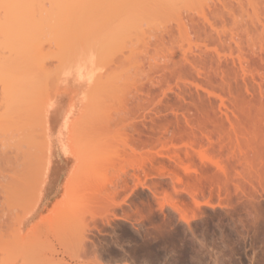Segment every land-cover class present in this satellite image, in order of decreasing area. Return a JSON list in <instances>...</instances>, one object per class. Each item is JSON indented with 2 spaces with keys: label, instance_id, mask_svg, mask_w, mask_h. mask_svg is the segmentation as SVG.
<instances>
[{
  "label": "rangeland",
  "instance_id": "1",
  "mask_svg": "<svg viewBox=\"0 0 264 264\" xmlns=\"http://www.w3.org/2000/svg\"><path fill=\"white\" fill-rule=\"evenodd\" d=\"M94 1L0 0V264H264V0Z\"/></svg>",
  "mask_w": 264,
  "mask_h": 264
},
{
  "label": "bare ground",
  "instance_id": "2",
  "mask_svg": "<svg viewBox=\"0 0 264 264\" xmlns=\"http://www.w3.org/2000/svg\"><path fill=\"white\" fill-rule=\"evenodd\" d=\"M82 1H84V0H82ZM82 1L78 0L77 3L75 4L76 0H55V2L53 3V4L56 6L55 9H57V10L55 11V13H56L57 17L59 18V21H58L57 23H58L59 28H60V38H59V39H60V48H62V49L64 50V52H67L66 50L69 49V48H71V47L73 46V44H75V43L77 42V41H76L77 38H80V37H81V39H82V40L79 39V40L82 41V42L80 41V42H81L80 44H82L83 42H84L85 44H86V43L88 44V42H89V43H92V42L95 43V42H96V43H98V44H100L101 42H104V39H105V38H103V37H105L106 35H105V36H102V34H100V33H99L98 35H96L95 32H94V31L97 29V26H95L96 29L93 31V29L91 30V28H93L94 25H91V24H90V26H89L90 31L88 30V31H89V32H88V31H84L85 27H86V29H88V27H87L88 24L85 25L84 29L82 28V30H81V29L79 28V27H80V23L78 22V23H79V24H78V23L75 22L76 20L79 21L76 15H77V12H78V15H79V13H80L81 11L79 12L77 8L79 7V4H81L80 6H83V4L81 3ZM90 1H92V0H90ZM102 1H103V0H101V2H102ZM104 1H105V3L108 2V0H104ZM104 1H103V2H104ZM106 1H107V2H106ZM139 1H142V0H139ZM139 1H138V2H139ZM146 1H147V0H146ZM158 1H159V0H158ZM160 1H161V0H160ZM78 2H80V3L78 4ZM96 2H97V3H100V2H98V0H97V1H94L95 4H96ZM103 2H102V4H103ZM142 2H144V0H143ZM154 2L156 3L157 1L155 0ZM175 2H176V0H174V1H173V0H165V1H164V3L168 4L167 6H173ZM84 3H88V0H87V2H86V0H85ZM155 3H154V4H155ZM164 3L162 4V3H159V2H158L157 5H158L159 7H160V4H161V6H164ZM100 4H101V3H100ZM102 4H101V5H102ZM172 4H173V5H172ZM15 5H16V6H15V10H17V9H16V7H17L16 2H15ZM89 5H90L89 3H88V5H87V7H86V5H84V7H86L87 11H86V13H85V12H81V14H80V15H81V18L84 17V14H88V15H90V14L92 15V14H93V13H91V12L88 13V11H90V10H88V9L90 8ZM108 5H109V3H108ZM108 5H107V6H108ZM155 5H156V4H155ZM157 5H156V6H157ZM91 6H93V5H91ZM153 6H154V5H153ZM4 8H5V12H7L6 15H8V16L13 15V13L15 12V10H14V12H13V9H14V7H13V3H9V2H8V3H4ZM91 8H92V7H91ZM93 8H94V9H92V10H93V11H94V10L96 11L95 6H94ZM100 8H101V10H102V7H100ZM100 8H97V9L99 10ZM105 9H108V8L105 7ZM11 10H12V13H10ZM98 10H97V12H98ZM8 11H9V12H8ZM17 11H18V10H17ZM42 12H45V18H47L48 16H50V11H49V9H45V10H43ZM99 12H100V11H99ZM105 12H106V11H105ZM9 13H10V15H9ZM15 13H16V12H15ZM15 13H14V15H16V16L13 17V18H14V21H15L16 23L14 22V24L20 25V24L16 21V20H17V19H16L17 14H15ZM94 13H95V12H94ZM98 14H99V13H98ZM56 15H55V16H56ZM80 15H79V18H80ZM88 15H87V16H88ZM93 15H94V14H93ZM93 15H92V17H93ZM96 15H97V13H96ZM101 15H104V12L101 13ZM46 16H47V17H46ZM82 16H83V17H82ZM94 16H95V15H94ZM97 16H98V15H97ZM99 16H100V14H99ZM129 16H130V15H128V17H129ZM57 17H56V20H57ZM85 17H86V15H85ZM128 17H127V18H128ZM174 17H175V16H174ZM76 18H77V19H76ZM88 18H90V17L88 16ZM130 18L132 19L133 17H130ZM130 18H128V19H126V20H129ZM176 18H177V17H176ZM15 19H16V20H15ZM177 19H178V18H177ZM46 20H48V19H46ZM46 20H45V22H47ZM73 20H74V21H73ZM84 20H86V23H87V18H85ZM89 20H90V22H89ZM89 20H88V22H89V23H92V22H91V19H89ZM126 20H125V21H126ZM125 21H124L123 23H126V22H127V21H126V22H125ZM48 22H49V21H48ZM48 22H47V24H48ZM82 22H83L84 24H86L83 20H82ZM178 22H179V21H178ZM1 23H2V21H1ZM1 23H0V25H1ZM9 23H10V22H9ZM74 23H75V26H76V27L79 25V27H78L79 29L75 27V29H78V30H75V29H74V26H72ZM83 23H82V24H83ZM118 23H119V27L121 28L120 25H122V23H121V22H118ZM120 23H121V24H120ZM175 23H176V22H175ZM10 24H11V27H10V28L8 27V29H10V31H13V33H15V31H16V33H17V30H18V29L13 25V22H11ZM82 24H81V26H84V24H83V25H82ZM92 24H93V23H92ZM182 24H183V22H182ZM56 25H57V24H56ZM177 25H179V24H177ZM180 25H181V24H180ZM1 26H2V25H1ZM111 26H112V25H111ZM4 27H6V26H4ZM95 27H94V28H95ZM112 27H113V26H112ZM180 27H181V26H179V28H180ZM0 28H1V27H0ZM120 28H119V29H120ZM13 29H14V30H13ZM15 29H16V30H15ZM73 29H74V30H73ZM115 29L117 30V28H115ZM121 29H122V28H121ZM121 29H120V30H121ZM6 30H7V28H6ZM6 30H5V31H6ZM102 30H103V29H102ZM106 30H107V29H106ZM112 30H113V29H112ZM91 31H93V32H91ZM96 31H97V30H96ZM110 31H111V30H110ZM113 31H114V30H113ZM104 32H107V31H104ZM108 32H109V31H108ZM2 33H4V32H2ZM93 33H94L95 35H93V37H92L91 34H93ZM112 33H113V32H112ZM0 34H1V33H0ZM105 34H106V33H105ZM108 34H110V33H108ZM108 34H107V35H108ZM1 35H2V34H1ZM4 35H5L4 38H9V37L11 38V39L7 40L8 43H11V42H12L11 40L13 39L12 36H14V35H13V34H9L10 36H9V35H6V34H4ZM58 36H59V34H58ZM90 36H91V38H90ZM101 37H102V38H101ZM4 38H2V39H3V40H6V39H4ZM84 38H85V39H84ZM106 38H107V37H106ZM79 40H78V43H79ZM105 41H106V40H105ZM94 43H93V45H94ZM96 43H95V44H96ZM57 44H58V43H57ZM87 44H86V45H87ZM238 44H239V43H237L236 45H238ZM239 45H240V44H239ZM239 47H241V46H239ZM206 49H208V47H207ZM209 49H210V48H209ZM61 52H62V51H61ZM216 52H217V51H216ZM241 53H242V52H241ZM242 54H243V53H242ZM242 54H241V55H242ZM238 56H240V55H238ZM67 57H68V56H67ZM68 58H69V57H68ZM243 58H244V57H243ZM243 58L241 57V59H242L241 62H244V61H245V59H244V61H243ZM80 61H81V60H80ZM80 61H79V62H80ZM87 61H88V60H87ZM79 62H78V63H79ZM67 63H68V59H67ZM67 63H66V64H67ZM70 64H71V63H70ZM193 64H194V63H193ZM72 65H73V64H72ZM77 65H78V64H77ZM87 65H88V64H87ZM191 65H192V64H191ZM73 66H74V65H73ZM83 66H84V65H83ZM192 66H193V65H192ZM239 66H241V68L244 67V66L242 67V64H241V65L239 64ZM70 67H71V65H70ZM86 67H87V66H86ZM88 67H89V66H88ZM193 67H194V66H193ZM73 68H74V67H73ZM75 68H76V67H75ZM82 68H83V67H82ZM198 68H199V67H198ZM70 69H71V68H70ZM195 69H196V68H195ZM69 71H70V70H69ZM72 71H73V70H72ZM80 71H81V70H80ZM198 71H199V70H198ZM198 71H197V69H196V72H198ZM81 72L83 73V72H85V71H81ZM200 72H201V71H200ZM69 73H70V72H69ZM79 73H80V72H79ZM198 73H199V72H198ZM65 74H66V73H65ZM65 74H64V75H65ZM76 74H77V73H76ZM76 74H75V75H76ZM200 74H201V73H200ZM200 74H199V75H200ZM66 75H68V74H66ZM70 75H71V74H70ZM70 75H69V76H70ZM73 75H74V73H73ZM75 75H74L72 78H74ZM83 75H84V74H83ZM85 75H86V74H85ZM11 77H12V76H11ZM76 77H77V76H76ZM80 77H81V78H80ZM90 77H91V76H90ZM8 78H9V77H8ZM78 78H79V80L81 79L83 82H85L84 79H85L86 77L81 76V75H80V76L78 75ZM78 78H77V80H78ZM93 78H96V77H93ZM74 79H76V78H74ZM81 80H80V82H81ZM86 80H88V76H87V79H86ZM9 81H10V80H9ZM74 81H75V80H74ZM75 82H76V81H75ZM86 82H87V81H86ZM93 82H94V81H93ZM77 83H78V82H77ZM81 83H82V82H81ZM108 83H110V81H108ZM111 83H112V82H111ZM111 83H110L109 85H111ZM97 87H98V86H97ZM99 87H100V86H99ZM110 87H111V86H110ZM94 89H97L96 86H95ZM6 90H7V89H6ZM4 92H6V91L4 90ZM7 92H8V91H7ZM7 92H6V95H5L6 100L9 99V97H8L9 92H8V93H7ZM81 92H82V91H81ZM81 92H80V93H81ZM4 94H5V93H4ZM81 96H82V95H81ZM26 116H27V115H26ZM29 117H30V119L32 118L31 116H29ZM29 117H28V118H29ZM18 118H19V117H18ZM18 118H17V120H18V123H19V124H16V123H15V125L13 126L14 130H13L12 127H9V126H12V122H11V125H7L8 128H7V126H5V130H6V131L8 130V132H10V133L5 132V135H6V134H9V135H7V136H8L9 138H11V140L8 138V139L11 141L10 144H11V145L13 144L12 147H15V148H12L13 151H14V149H15V151L19 150V146L24 145L25 143H27V141H26V139H25V136H26V135H24V133H23V132H25V130L23 129L25 126H23V125H26V124H27V125H30V124L26 123L27 121L25 122V124H23V122L21 123V122L19 121ZM23 118H24V119L26 118L25 115L23 116ZM23 118H22V119H23ZM6 120H7V118H6ZM31 120H32V119H31ZM31 120H30V121H31ZM4 121H5V119H3V123H4ZM23 121H24V120H23ZM33 122H34V120H33ZM30 123H31V122H30ZM8 124H9V123H8ZM21 124H22L23 127H21ZM31 124H32V123H31ZM17 125H18V127H19V125H20V127H21L23 130H22L21 128H18V129L16 128V130H17V131H16V130H15V127H17ZM29 127H30V126H29ZM9 128H10L11 131L9 130ZM11 128H12V129H11ZM31 128H33L32 125H31ZM12 131L17 132V133L20 132V133H19V136H18L17 133H15V134H17V135H15V136H16V138L19 139V141H18V139L16 140V138L14 139V137H15L14 134L10 135L11 133H14V132H12ZM33 131H34V129H33ZM43 133H44V132H43ZM12 136H13V137H12ZM44 137H45V136H44ZM12 138H13V139H12ZM20 138H21V140H20ZM22 138H24V139H22ZM37 139H38V138H37ZM14 140H16V142H15L16 144H19V143L21 144V141L24 140V141L22 142V143H24V144H21V145H17V146H15L14 143H12ZM35 140H36V138H35ZM43 140H44V139H43ZM45 141H46V140H45ZM7 142H8V141H7ZM34 143H35V145H36V143L38 144V143H39V140H38V142H34ZM26 145H27V144H25V147H26ZM27 146H28V145H27ZM9 147H10V145H9ZM36 147H37V145H36ZM27 148H29V147H27ZM33 148H34V147H33ZM7 149H8V148H7ZM10 149H11V147H10ZM8 150H9V149H8ZM20 150H21V151H19V152H20L21 154H19V155H20V156L23 155V157L21 156V159H20V156H19V155L17 156V155L14 154V153H16V152L13 153V152L11 151V153L13 154V157H14V158H17V157H18V159H17L18 162L15 161L16 159L14 160L15 162H17L16 165H18V164H19V165L22 164L21 161H22L23 159H24V161H28V163L31 164V162H29L31 159H30V160H25V159H26V158L24 157V156H25V153L22 152V151L25 150L26 153H28L27 150H26L25 148L22 149V146H21ZM36 150H38V149L36 148ZM9 151H10V150H9ZM25 151H24V152H25ZM29 151H30V148H29ZM19 152H18V153H19ZM11 153L8 154V155L10 156L9 158L12 157V154H11ZM30 153H31V151H30ZM30 153H29V154H30ZM38 153H39V152H38ZM42 153H43V154H42ZM42 153H41L42 155H45V156H46L45 152H42ZM10 154H11V155H10ZM16 154H17V153H16ZM41 154H40V155H41ZM40 155H39V156H40ZM42 155H41V156H42ZM39 156H38V157H39ZM9 158H8V160H9ZM14 158H13V159H14ZM22 158H23V159H22ZM40 158H41V157H40ZM42 158H44V157L42 156ZM5 159H6V158H5ZM6 160H7V159H6ZM11 160H12V159H11ZM19 160H20V161H19ZM14 161H13V162L11 161L12 163H10V164H11V165H12V164H15ZM24 161H23V162H24ZM39 161H42V160L40 159ZM9 162H10V161H9ZM19 162H20V163H19ZM6 163H8V162H6ZM6 163H4V164H6ZM25 163H26V162H25ZM25 163H24V164H25ZM10 164H8L9 167L11 166ZM24 164H22V167H27V166H26L27 164H26V165H24ZM29 164H28V166H29ZM41 164L43 165L44 162H43V163L41 162ZM16 165H13V168L11 167L12 170L14 169V166H16ZM23 165H24V166H23ZM42 165H40V166L42 167ZM5 166H7V165H5ZM3 167H4V165H3ZM9 167H7V170H10V169H8ZM16 167H17V166H16ZM19 167H21V166H18V167H17V168L19 169V171H20V170H23V169H21L22 167H21V168H19ZM29 167H31V166H29ZM29 167H28V168H29ZM43 167H44V166H43ZM18 169H17L15 172L19 173V172H18ZM24 169H27V168H24ZM29 169H30V168H29ZM29 169H28V171H29ZM4 170H5V169H4ZM4 170H3V171H4ZM10 171H11V170H10ZM10 171H8V172H10ZM15 172H14V175H15ZM22 172H24V171H22ZM41 172H42V171H41ZM5 173H7V172L5 171ZM17 173H16V175H15L16 177H14V175H13V171H12L11 175H10V173H9V175L13 177V178H12L13 180L16 179L17 181H21V184L25 183V182H26V181H25V178H24V181H25V182H22V180H21V178H23V176H24L23 173H22V177H20V178H19L20 175L18 176ZM27 173H30V172H27ZM7 174H8V173H7ZM7 174H6V175H7ZM19 174H21V172H20ZM6 175H5V176H6ZM9 175H7V176H9ZM27 175H28V174H27ZM10 176H9V177H10ZM9 177H7V178H8L7 181L5 180V186H4V183H3V186H4L3 189H2V187H1V186H2V184H1L2 181H1V183H0V184H1V185H0L1 190H4L5 188H7L8 185H10V184H11L12 186H9V189H10V190L13 189L12 193H14V192L16 193V191H17L16 188H18V191L21 190V188H20V184H19V187H18V186H14V185L16 184L17 181L14 182L15 184H12L13 182H10V181H9ZM17 177H18V179H20V180H18ZM1 178H2V177H1ZM3 178H4V177H3ZM10 178H11V177H10ZM4 179H5V178H4ZM10 180H11V179H10ZM13 180H12V181H13ZM8 181H9V182H8ZM7 182H8V183H7ZM34 182H35V181H34ZM6 183H7V187H6ZM9 183H10V184H9ZM18 183H20V182H18ZM25 184H27V183H25ZM31 185H32V184H31ZM33 185H35V184H33ZM13 186L16 187V188H14ZM23 186H24V184H23ZM41 186H42V185H41ZM31 187H32V186H31ZM33 187H34V186H33ZM39 188L41 189V187H39ZM7 189H8V188H7ZM9 189H8V190H9ZM40 189H39V191H40ZM1 190H0V191H1ZM14 190H15V191H14ZM31 190H32V188L30 189V191H31ZM42 190H43V189H42ZM18 191H17V193H18ZM39 191H36V192H39ZM3 192H4V191H3ZM6 192H9V191H6ZM34 192H35V191H34ZM1 193H2V191H1ZM1 193H0V194H1ZM4 193H5V192H4ZM9 193H10V192H9ZM12 193H11V194H8V193L3 194L2 197H4V198H6V197H11V195H13ZM15 193H14V195H17V194H15ZM5 195H6V197H5ZM9 195H10V196H9ZM20 198H21V197H20ZM37 202H38V201H37ZM35 203H36V202H35ZM32 211H33V210H32ZM26 212H27V211H26ZM31 214H33V212H32ZM18 231H19V230H18ZM18 233H20V232H18ZM17 236H18V235H17Z\"/></svg>",
  "mask_w": 264,
  "mask_h": 264
},
{
  "label": "crops",
  "instance_id": "3",
  "mask_svg": "<svg viewBox=\"0 0 264 264\" xmlns=\"http://www.w3.org/2000/svg\"><path fill=\"white\" fill-rule=\"evenodd\" d=\"M52 179L50 180V182L48 183V185H46L45 187H44V194H46V195H52L53 194V190H55L56 189V182H55V184L53 185L52 184Z\"/></svg>",
  "mask_w": 264,
  "mask_h": 264
}]
</instances>
